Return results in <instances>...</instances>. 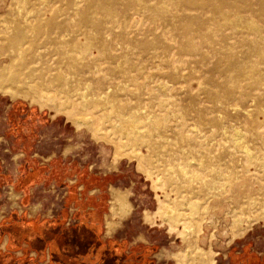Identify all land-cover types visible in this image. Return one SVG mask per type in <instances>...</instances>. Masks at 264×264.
<instances>
[{
  "label": "rangeland",
  "instance_id": "1",
  "mask_svg": "<svg viewBox=\"0 0 264 264\" xmlns=\"http://www.w3.org/2000/svg\"><path fill=\"white\" fill-rule=\"evenodd\" d=\"M145 2L166 14L145 13L141 0H0V67L30 64L49 105L0 90V227L23 212L49 220L81 190L70 214L86 207L99 220L105 196L111 207L119 191L129 211L106 236L122 224L114 236L130 263L193 264L190 255L202 253L216 264H249L264 257V85L244 84L233 100L210 88V79L226 81L204 74L212 65L175 74L181 50L264 51V0H196L197 9ZM17 34L24 40L13 48ZM250 59L264 74L259 56ZM81 64L89 73L80 87L99 97L87 104L52 81L72 79ZM237 128L244 137L235 146ZM1 236L4 248L8 233Z\"/></svg>",
  "mask_w": 264,
  "mask_h": 264
},
{
  "label": "bare ground",
  "instance_id": "2",
  "mask_svg": "<svg viewBox=\"0 0 264 264\" xmlns=\"http://www.w3.org/2000/svg\"><path fill=\"white\" fill-rule=\"evenodd\" d=\"M146 0H141V6H142V10L145 13L148 14H166L165 10L159 8V7H149L147 6ZM113 2V1H111ZM216 4H219L218 1H215ZM185 4L186 7H190L197 9L196 7V0H185ZM215 4V5H216ZM235 5V4H234ZM213 6V5H212ZM90 7V6H89ZM220 7L217 5L215 12L220 13L219 11ZM205 10V9H204ZM31 13V12H30ZM167 16V15H166ZM188 16V15H187ZM28 17V16H27ZM73 18V17H72ZM168 20L169 21H173L176 19H180V20H188V19H192L193 17L191 16V18H188L186 16H182V17H174L171 15H168ZM240 19V18H238ZM24 20V19H23ZM194 20V19H193ZM213 20V19H212ZM74 21V20H72ZM230 21V20H229ZM249 21V19H248ZM207 23V22H206ZM249 23V22H248ZM193 24V23H192ZM73 25V24H72ZM210 25V24H209ZM249 25V24H248ZM200 28H204L203 25L200 23L199 24ZM225 26V25H224ZM99 27V26H98ZM185 27V26H184ZM236 27V26H235ZM4 28V27H3ZM186 28V27H185ZM252 28V27H251ZM5 29H7L5 27ZM229 29V28H228ZM248 29V28H247ZM4 30V29H3ZM11 30V29H10ZM3 32V31H2ZM10 33V32H9ZM66 33V32H64ZM222 33V32H221ZM264 38V37H263ZM9 39H11L12 42V47L13 48H19L21 42L24 40V35L23 34H17L14 35L12 37H10ZM256 42V41H255ZM103 43V42H102ZM257 43V42H256ZM264 44V43H263ZM104 45V44H102ZM212 47H210L207 50H193V51H183L181 50L179 55V59L178 61H176L178 64H181L183 67L181 74H175L177 77H185L186 75L183 74V71H188L189 76L193 75V73H198L199 71H202V69H205L207 67V65H212L211 69L208 70H204L206 74V72H212L215 73L214 75L216 76V74L220 75V77L226 79L225 83L221 84V82H217L216 79H210V88L211 86L213 87H217L219 89L223 88V93L226 96V98H232L235 96L236 94V90L238 87L243 86L244 84H246L247 87L250 86H261L264 85V74L262 72H258L256 69V64L254 61H252L250 58L251 56H259V58L261 59L262 63H264V51H261L259 49H257L256 47L252 46L251 50L247 53H245V55L243 57H239V58H235L234 55L232 54L234 52V48L232 46H228L225 45L221 48H216L214 47V44L211 45ZM256 46V45H255ZM103 47V46H101ZM263 48V47H262ZM248 49V48H247ZM60 51V50H59ZM240 51V50H239ZM64 55H66V53H63ZM70 54V53H69ZM56 55V54H55ZM68 55V53H67ZM184 57H190V60H184ZM254 58V57H252ZM7 59V58H6ZM9 59V58H8ZM174 59V58H173ZM3 60V58H2ZM7 62V60H5ZM12 62V61H11ZM10 62V63H11ZM27 63V62H26ZM37 63V61L35 62ZM174 63V62H173ZM168 65V64H167ZM166 65V66H167ZM173 66V65H172ZM171 66V67H172ZM174 67V66H173ZM202 68V69H201ZM176 69V67H175ZM201 69V70H200ZM173 71V69H171ZM263 70V67H262ZM261 70V71H262ZM77 71V76H72V79L70 80H62L61 78H57L56 80H52L53 82L58 81L61 82L63 84V86H65L67 88V91L71 92V93H75V96H77V98L79 100H81V102H84V104H87V99H94V100H98V96L95 98V96H93V94H89V88L90 86H84V87H80L82 84V81L85 80L86 75L89 73L87 70V67H85L83 64L79 65L78 68H76ZM186 71V72H187ZM260 71V69H259ZM175 72V71H174ZM177 73V72H176ZM211 74V73H210ZM209 74V75H210ZM32 75V76H31ZM74 75V74H73ZM211 76V75H210ZM199 77V76H198ZM209 77V76H207ZM166 78V77H165ZM199 79V78H198ZM41 78L40 75L36 74V69L33 67H30V64L27 65H15V66H7V67H0V90L7 95H10L12 98H17V97H24L26 99H29L32 103L37 102L39 103L42 107H45L47 104L43 103L41 101V97L42 95V85H41ZM47 83V82H46ZM166 84V83H165ZM209 84V83H207ZM41 87V89H40ZM158 90L161 91V94L166 93V91L168 90V86L167 85H162L161 83L157 85ZM245 88V87H243ZM40 89V91L38 92V90ZM44 89V88H43ZM246 89V88H245ZM91 90V89H90ZM44 91V90H43ZM49 91V90H48ZM255 91V90H253ZM46 92V90H45ZM251 92V91H250ZM213 93V92H212ZM250 95V94H248ZM105 97V96H104ZM212 99H215L214 96H210ZM237 98V97H234ZM233 99V98H232ZM50 100V99H49ZM234 100V99H233ZM230 101V99H229ZM229 104V103H228ZM227 104V105H228ZM226 105V106H227ZM49 106V105H47ZM231 106V104H230ZM230 106L228 105L226 107V109ZM236 105L232 106L235 107ZM52 108V107H50ZM238 108V107H237ZM233 109V108H232ZM235 111L236 107L234 108ZM248 110V109H247ZM245 111V110H244ZM186 112V111H185ZM234 112V111H233ZM184 113V112H183ZM245 113V112H244ZM241 117V116H240ZM80 123H82L81 121H79ZM78 122V123H79ZM84 123V122H83ZM80 125V124H78ZM83 126V125H82ZM222 128V127H221ZM198 128H196V126H194L193 130L196 132ZM231 129V128H230ZM236 129V128H234ZM238 129V128H237ZM223 130V129H222ZM225 131V130H224ZM240 131L239 130H235V134L236 137L233 136L231 134V136L234 137V139H232L230 142L231 145H235L237 146L239 143H241V135H240ZM193 132V131H192ZM228 132V131H227ZM243 132V131H242ZM241 132V133H242ZM228 134V133H227ZM243 134V133H242ZM227 138V137H226ZM221 140V139H220ZM228 139H226L227 141ZM243 140V139H242ZM224 143V142H223ZM246 144V143H244ZM243 144V145H244ZM246 146V145H244ZM229 147V146H228ZM247 147V146H246ZM244 147V149L246 148ZM235 149V148H234ZM239 150V149H238ZM246 152L248 150L245 149ZM240 151V150H239ZM249 151H251L249 149ZM245 152V151H244ZM234 153H236L234 151ZM242 153V152H240ZM253 153L252 151L249 152ZM248 154V155H249ZM251 155V154H250ZM252 156V155H251ZM248 158V156H247ZM253 159V157L251 158ZM254 160V159H253ZM245 161V160H244ZM185 173V172H184ZM174 176V175H173ZM190 177V175H189ZM178 178V177H177ZM183 178V177H182ZM195 178V177H194ZM179 179V178H178ZM177 179V180H178ZM236 179V178H235ZM191 180V179H190ZM124 195V194H123ZM122 195L121 192L119 191H114L113 192V197L111 200V207H110V219L107 220V229L111 230L113 227V222L115 220V218L118 217H123L126 211H129V205H128V201L126 200V198ZM186 203V202H185ZM191 205V203H188ZM187 204V205H188ZM186 205V204H185ZM186 205V206H187ZM194 207V206H192ZM191 208V207H190ZM173 209V208H171ZM191 210V209H190ZM259 210V209H258ZM168 211V210H167ZM173 210H171L172 212ZM257 211V210H256ZM262 211V210H261ZM251 212V210H250ZM255 212V211H254ZM264 212V210H263ZM170 213V212H169ZM168 212L164 215H167ZM193 214V213H192ZM126 217V216H125ZM191 217V216H190ZM242 217V216H241ZM240 218V217H239ZM246 219V218H245ZM166 220V219H165ZM236 220V219H235ZM187 221V220H186ZM115 223V222H114ZM246 223V222H245ZM231 227V226H230ZM191 228V227H190ZM189 228V229H190ZM188 229V228H186ZM188 229V230H189ZM203 229V228H202ZM187 230V231H188ZM185 231V232H187ZM239 232V231H238ZM242 232V231H241ZM238 234V233H237ZM198 245V244H197ZM210 247V246H209ZM200 248V247H198ZM187 252H189L187 250ZM214 253V252H213ZM188 253H186L187 256ZM190 260L192 261L193 264H216L215 260L210 259L206 260V256L205 254L203 255L202 253H195L193 254V256L190 255ZM180 264V262H179Z\"/></svg>",
  "mask_w": 264,
  "mask_h": 264
},
{
  "label": "flooded vegetation",
  "instance_id": "3",
  "mask_svg": "<svg viewBox=\"0 0 264 264\" xmlns=\"http://www.w3.org/2000/svg\"><path fill=\"white\" fill-rule=\"evenodd\" d=\"M65 206V211L49 220L23 212L19 219L5 222L0 227V241L3 232L8 233V241L4 248L0 246V264H133L121 240L103 241L98 219H91L86 207L73 219L69 204Z\"/></svg>",
  "mask_w": 264,
  "mask_h": 264
},
{
  "label": "crops",
  "instance_id": "4",
  "mask_svg": "<svg viewBox=\"0 0 264 264\" xmlns=\"http://www.w3.org/2000/svg\"><path fill=\"white\" fill-rule=\"evenodd\" d=\"M81 192H82V190L76 195V199H74L73 200V205H75V208L77 209L76 211H78V209L80 208V205L82 204V199L81 198H79L78 196H81ZM92 195V194H91ZM108 195H109V193H108ZM110 197V196H109ZM85 198H87V195L85 194ZM109 200H110V198L109 199H107V197L105 196V201H106V203H107V206H106V210L103 212V215H102V218H100L99 220H96V221H98L99 222V227L98 228H100V230H102V239H103V241L105 240H111V239H114L115 238V234H117V232H118V230L119 229H121L122 228V224H121V226L119 227V228H117V230L112 234V235H110V236H106V228L107 227H105V218H106V216L109 214V212H110V204H109ZM70 210V209H69ZM86 211H88V212H90L89 210H87L86 209ZM76 213L77 212H74L73 213V215L75 214L76 215ZM90 213H92L93 214V212H90ZM71 214H70V212H69V216H70ZM73 215H71L70 217H73ZM125 221V220H124ZM123 223V222H122ZM111 231H113V230H110V231H108L107 230V234L109 235L110 233H111ZM118 239V238H117ZM118 240H121V239H118ZM122 241V240H121ZM260 259H264V257L263 258H260Z\"/></svg>",
  "mask_w": 264,
  "mask_h": 264
},
{
  "label": "trees",
  "instance_id": "5",
  "mask_svg": "<svg viewBox=\"0 0 264 264\" xmlns=\"http://www.w3.org/2000/svg\"><path fill=\"white\" fill-rule=\"evenodd\" d=\"M68 197L71 200L69 202H67V204H70V202H73V200L76 199L75 197H72V196H68ZM124 256L127 257L126 255H124ZM124 256H123V258H124ZM140 260H141V262H143V264H149L150 263L147 256L142 257ZM263 263H264V259H260V258H258L257 260H254V262H253V264H263Z\"/></svg>",
  "mask_w": 264,
  "mask_h": 264
}]
</instances>
